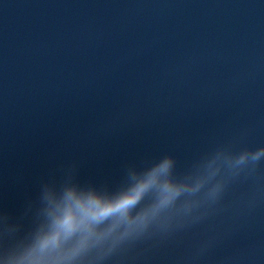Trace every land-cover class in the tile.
Masks as SVG:
<instances>
[{"label":"water","instance_id":"95a60500","mask_svg":"<svg viewBox=\"0 0 264 264\" xmlns=\"http://www.w3.org/2000/svg\"><path fill=\"white\" fill-rule=\"evenodd\" d=\"M218 146H264V0H0V211ZM224 204L125 264H264V161Z\"/></svg>","mask_w":264,"mask_h":264},{"label":"clouds","instance_id":"9594fccd","mask_svg":"<svg viewBox=\"0 0 264 264\" xmlns=\"http://www.w3.org/2000/svg\"><path fill=\"white\" fill-rule=\"evenodd\" d=\"M264 161L255 149L218 146L180 169L171 154L125 165L114 184L81 180L75 165L42 179L13 217L0 211V264H125L223 210L230 187Z\"/></svg>","mask_w":264,"mask_h":264}]
</instances>
